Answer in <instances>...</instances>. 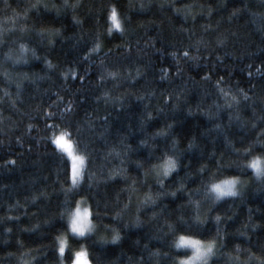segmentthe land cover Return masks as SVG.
Masks as SVG:
<instances>
[{
  "label": "trees",
  "instance_id": "trees-1",
  "mask_svg": "<svg viewBox=\"0 0 264 264\" xmlns=\"http://www.w3.org/2000/svg\"><path fill=\"white\" fill-rule=\"evenodd\" d=\"M33 4L37 7H31ZM67 4L76 7H65V0H0V264H36V261L72 264L74 254L80 249L90 264H180V259L190 256L191 251L176 248L175 242L181 235L204 242L213 240L216 221L212 217L217 215L222 221L221 229L225 230L220 236L228 247L221 249V240H216V255L207 264H259L255 258L249 260L233 248L237 244L250 247L255 257L261 256L245 240L250 237L255 242L264 229L261 218L264 175L255 179L249 166L253 157L264 158V144H254L255 150L249 152L244 149L249 147L248 141H264V132H261L264 123L257 121L255 130L251 123L252 108H256L255 115L260 117V107L264 104V88L259 80L264 76V63H261L264 32L260 30L264 23V0H67ZM141 4L148 7L140 9ZM169 4L179 11L168 7ZM103 5L116 7L121 24L119 30H111V35L110 9ZM209 7L213 9L211 17L200 19ZM233 9L238 11L233 14ZM253 13L257 15L253 17ZM183 15L188 19L182 24L178 16ZM125 17L131 22L126 24ZM193 17H197L195 23ZM208 23L213 25L203 35L208 48L214 49L217 33L227 32L232 35L226 41V48L209 51L204 50L203 44L191 49L166 46L177 42L181 28L195 30L191 40L189 33L182 34L183 45L192 44L201 38V26ZM55 29L60 30L59 35ZM94 36L99 37L100 51L92 52L89 60L84 57L87 48L79 49L85 42L92 47ZM21 44L25 45L23 50ZM119 46H124V50ZM109 49L125 59L107 64V71L116 72V76H107L105 72L107 80L100 82L96 61L103 58L101 52ZM186 50L199 59H185ZM171 53L177 55L174 57ZM225 53L229 55L217 64L216 57ZM16 57L20 59L13 63ZM177 60L182 74L176 72ZM90 66L93 70L87 71L88 78L79 80ZM138 72L143 74V79ZM205 72L212 75V82L224 77L221 87L231 95H207L210 82L204 79ZM22 73H27V77ZM17 83L21 85L19 90ZM237 88H243L248 94L251 107L245 109ZM85 93L87 98L81 101L79 96ZM163 96H168L170 102H163ZM232 96L241 103L238 105ZM69 104L78 112L79 137L75 128L68 127L61 119L44 121L43 113L54 112L59 116L61 110H65L66 119L70 118L68 113L72 109L66 108ZM147 113L152 118L143 130H138L141 118ZM161 130L162 135H152ZM245 137L247 140L240 143ZM58 138L65 149L55 143ZM78 138L80 144H77ZM142 139L147 140V145L138 147ZM127 145L137 150L129 152ZM69 148L85 156L84 174L76 185H73L66 155ZM53 150L68 160L67 177L58 178L64 183H53L63 167L50 159ZM149 151L154 158L146 160L144 169L137 170L129 162L130 159L145 160ZM90 156L97 157L91 166ZM169 157L176 161L177 167L165 177L162 166ZM185 164L191 168L185 169ZM201 166L205 167L203 181L183 183L185 195L189 189L200 187L198 195L193 197L199 201L198 209L189 205L185 211L198 217L204 234L182 230L177 225L178 217L185 215L176 211L175 206L182 203L179 192L175 197H157L159 188L155 187L157 179L162 178L165 192L176 191L179 185L171 183L170 178L177 172L180 176L189 171L196 173ZM105 176L121 181L115 186L117 192L125 189L119 208L112 207V200L116 198L112 193L108 201L111 211L107 212L95 207L89 194L79 191L80 184L93 189L98 183L103 185ZM231 177L245 179L248 184L239 194L213 201L211 185ZM149 184L153 186L151 191ZM41 187L50 202L47 205L38 195V203L30 200ZM65 190L70 193L69 206L58 208L57 198L65 199ZM81 197L88 206L92 227L84 236L90 239L70 234L69 228H62L60 223L56 224L58 231H51L44 224L51 217L58 218L61 212L63 223L68 224ZM152 201L158 206L153 208ZM249 216L259 228L251 229ZM241 224L249 229L247 237L233 238L237 229L245 230ZM117 234L118 239L113 240ZM62 239L65 245L64 252L60 253ZM154 251L169 253V256L166 260L150 256ZM229 257H239V262Z\"/></svg>",
  "mask_w": 264,
  "mask_h": 264
},
{
  "label": "snow or ice",
  "instance_id": "snow-or-ice-1",
  "mask_svg": "<svg viewBox=\"0 0 264 264\" xmlns=\"http://www.w3.org/2000/svg\"><path fill=\"white\" fill-rule=\"evenodd\" d=\"M31 7L35 8L37 7V5L33 4L31 5ZM45 7H47V5H45ZM65 7H76L75 4L73 5H68L67 4V0H65ZM94 7V5H93ZM103 7L105 8H109V15H108V19H111L114 22V25L117 29L121 28V24L120 22L117 20V11H116V7L112 6V5H103ZM140 9H144L146 7H148V5L145 4H141ZM161 7H164V5H161ZM168 7L173 8V6L171 4L168 5ZM186 7V6H185ZM202 8L204 7L203 5L201 6ZM244 8L247 9V4L244 5ZM174 11H179L178 9L173 8ZM238 10L237 9H233V14H235ZM137 14H142V13H137ZM213 14V9L211 7L208 8V12L207 14H202L199 18L200 19H204V18H210L211 15ZM257 14L253 13V17H255ZM232 17L230 16L229 19H231ZM178 19L180 20V22L183 24L187 21L188 17L187 15H183V16H178ZM197 17H193V22L195 23ZM73 20L76 21V17H73ZM77 23H79V21H76ZM130 18L129 17H125V23L128 24L130 23ZM213 28V25L211 23L205 24L201 26V38L193 41L192 44L185 46L183 45V33H189V39L191 40V36L195 34V30L192 29H184L181 28L179 30L181 36L180 38L177 40V42L175 44H169L166 45L168 47H177L178 49L180 47H186L188 49H191V47L195 46L197 48L200 47L201 44H203L204 46V50H218L220 48H226L227 47V39L229 38L230 33L227 32H223V33H217V36L215 37V45H214V49H209L208 48V44L204 42L203 40V35L207 34V30ZM23 30V29H22ZM260 30L262 32H264V23H262ZM56 32L57 35L60 34V30L59 29H55L54 30ZM109 35H111V29H109ZM157 42H159V37L157 38ZM92 47H88L87 42L84 43L83 47H81L79 49V51H83V48H87V51L84 52V57L88 58L90 60V54L94 51H100V44H99V37L94 36L93 40H92ZM21 49L23 50L25 48V45L21 44ZM120 50L123 51L124 50V46H119ZM172 56H176L177 53H171ZM228 53H225L224 56H217L216 57V61L217 64L222 63L223 59L228 56ZM33 56L35 57V53L33 52ZM101 56L103 57L102 59H98L96 61V64L98 65V67L95 69L96 71L100 72V76L98 77V81L100 82H106L107 80V76H112L115 77L116 76V72L114 71H107L106 65L109 63H119L121 62L123 59H125L124 57H122L119 52H117L116 54H113V51L111 49L107 50L106 53L101 52ZM112 58L111 60H109V58ZM183 57L185 59H199L198 56H193L190 55V51L186 50L183 54ZM5 58L8 59L9 56L6 53L5 54ZM38 59V57H36ZM20 59V57H16L13 60V63H16L18 60ZM260 59V58H258ZM45 63L48 65V67H51V64L49 61H45ZM261 63H264V59H261ZM179 60H177V64L175 65L176 67V72L177 74H182L181 73V69L179 68ZM93 70L91 68V66L85 70V74L84 75H80L79 76V80L84 81L86 80L87 77V71H91ZM226 71V69H225ZM105 72H107V76L105 75ZM214 74V73H213ZM5 75L7 76L8 73L7 71L5 72ZM20 75H23L25 78L27 77V73H22ZM138 76L141 77V79H143V74L141 73H137ZM204 79L208 80L210 82V91L208 93H206L207 95H212V94H216V95H220V94H224V95H231V93H224L223 87H221L222 84H224V77H220L217 80H215L214 82H212V75L209 74V72H205L204 73ZM249 79L251 80V77H249ZM260 80V84L261 87L264 88V76L259 77ZM186 83V82H185ZM20 83H17V89L19 90L20 88ZM255 85H250V88H254ZM183 89H181L182 91ZM238 95H241L243 97V106L245 107V109L251 107V105L249 104V99L250 97L248 96L247 93H245L243 88H237L236 89ZM105 95H107V93H105ZM87 98V93L85 94H81L79 96V99L81 101L86 100ZM58 99H63L62 97H58ZM97 100H99V97L96 98ZM232 100L236 101V103L239 105L241 103V101L237 100L236 96H232ZM162 101L163 102H170V98L168 96H163L162 97ZM52 103H55V101H52ZM167 107V104L165 105ZM173 107H175V105H173ZM67 109H72V105L69 104L66 106ZM220 106L217 105V109L219 110ZM162 111V110H161ZM260 111L262 113V115L260 117H257L255 115L256 113V108H252V129L255 130V128L258 126L257 121H259L260 123H264V104L261 105L260 107ZM218 113H212L211 115H217ZM44 115V121L46 122H50L54 119H61L62 122L66 123L68 127H73L75 128L77 135L79 137V128H78V122H77V115L78 112L75 109H72V111L70 113H68V116H70V118L66 119V113L65 110H61L59 116L56 115V113L54 112H45L43 113ZM151 113H147L146 117L141 118L140 120V128L138 130H143L144 125L147 123V120L151 119ZM229 118L231 119V114L229 113ZM54 126V125H53ZM29 128H32V125H28ZM169 128H171V125H168ZM217 127H219V125H217ZM241 127H244L243 125ZM45 131H47V123H45ZM261 132H264V129H261ZM147 135V133H145ZM163 131H157L156 133H153L152 135H162ZM260 133H257V135H259ZM103 135V134H101ZM126 136H122V139H126ZM17 140L19 141L20 138L17 137ZM247 140V137H245L244 139H242L240 141V143H244ZM55 143L61 148V149H65V144L61 143V140L58 138ZM67 143V142H65ZM81 140L78 138L77 139V144H80ZM249 147L245 148L244 151L245 152H249L250 149L255 150L254 144H264V141H256V142H252V141H248ZM147 145V140L146 139H142L139 141V146H146ZM175 145H173L174 147ZM191 145H189L190 147ZM152 147H155L154 145ZM85 149L87 150V145H85ZM126 150L129 152H135L137 149L133 148L132 145H127L126 146ZM234 151L239 152L238 149H234ZM68 156L71 157L72 159V164H71V176H72V182L73 185L77 184V177L78 176H82L84 174L83 172V165H84V161H85V156L80 155V156H73L71 151H68ZM96 156H90L89 157V166H91L92 161L94 159H96ZM154 158L153 157V153L151 151H149L148 157L145 158V160H141V159H137L135 161H132L131 159L129 160L130 163L134 164L137 170H142L144 169V163L146 162L147 159H151ZM50 159H53V162L56 163L58 166L62 165V170L59 171L57 173V180H54L53 183L56 182H60V183H64L63 181H59L58 178L60 175H63L65 177H67L68 175V160L67 159H63L59 154H57L55 152V150H53V154L52 157ZM261 156H256L253 157V159L249 162V166L253 169L256 170V174L258 176L260 175H264V167H262L261 165ZM12 163H15V161H12ZM235 163V162H233ZM240 165H237V167H239ZM152 167H155V165H153ZM177 167V163L176 161H173L171 157L168 158V161L165 163L164 165V176L167 177L168 173L171 169H174ZM183 167L185 169H190L191 165L190 164H185L183 165ZM205 172V167L201 166L196 173H192V172H187L186 175L184 176H180L179 172H177L175 174V177L170 178V182L171 183H176L179 185L178 189L176 191H173L171 193L165 192L163 189V185L165 184V180L162 178H158L156 181V188H159V191L156 192V196L160 197V196H177V192L180 193V196L178 197L179 199L182 200V203L179 205H176V211L178 212H185V215H181L180 217H178L177 220V225L182 229V230H188V231H193L196 230L199 232V234H204L201 230L202 228V222L199 221L198 217H194L190 214H188L185 210L189 205H195L196 208L198 209L199 207V201L194 200L193 197L197 196L198 193L200 192V187L199 185L196 188H191L188 190L187 194H184V181H187L189 183L192 184H196L197 180L203 181L204 177H203V173ZM127 177H124V181H126ZM237 177H231L229 179H226L224 181H221L219 183H214L211 185V189L210 190H214L215 193L217 194L216 198L219 199V197L221 196H226V195H235L236 193V182H237ZM89 183H91V181L89 180ZM118 183H121L120 180H113L110 176H105L104 177V183L103 185L101 184H97L95 189H93L92 187H87L84 184H80L79 185V191H83L87 194H89V197L91 199H93L95 207L97 208H101L103 211L107 212V211H111V209L109 208L108 205V201L110 199H112V193L116 194V198L114 200H112V207L113 208H119L120 207V196L123 195V192L125 191L124 188H121L119 190V192L116 191V185ZM135 183V181H134ZM142 184H146V181L141 180ZM149 190L151 191L153 189L152 185H147ZM46 187V185H45ZM74 194H78V193H74ZM37 195L40 197L41 201H44L45 204L47 205L48 203H50L47 200L46 197V193L44 191V188L41 187L40 189H38L37 193L32 195L30 197V200L32 203H38L37 201ZM70 195V193L68 191H64V196L65 199L60 200L59 197L57 198V207L58 208H64L69 206V200H68V196ZM130 198V197H129ZM81 199H83V197H81ZM26 203L29 202V199L26 198L25 200ZM173 203H175V201H173ZM226 203V201L224 202ZM125 207H127L128 205L125 204ZM152 206L153 208L157 207L158 205L156 204L155 201H152ZM165 213H167V208L164 209ZM213 211H215V209H213ZM260 211V210H257ZM249 212H251V209H249ZM87 209H85L84 213L81 214L79 211V208H77V211L75 213V215L71 218L70 220V227L73 231V233H77L79 234L82 238L84 239H90V237H85L83 234L85 233V231L91 232L92 231V227L90 226V222L87 220ZM117 215H119V213H117ZM153 216L156 215L155 212L152 213ZM96 218L99 219L100 215L99 213L96 214ZM261 218L264 219V212L261 213ZM63 212L60 213L59 217H51L48 220L44 221V224L47 225L49 227V229L51 231H58L59 229L56 228V224L60 223L62 228H67L69 225L63 223ZM212 219H214L216 221L215 224V236L214 239L209 241L206 246H201L202 245V241L199 239H194L192 236H185V235H181L179 237V243L177 246L179 245H191L192 248L194 249V251L192 252L191 256H187V257H182L180 259V264H193L194 261L196 260H201L202 264H207V261L209 259V257L211 256H215L216 255V251L215 250V245H216V240H221V244H220V248H226L228 247V244L224 242V240L221 238L220 233L222 231H225L223 229H221L220 225L222 223L220 217L214 216L212 217ZM229 220L232 219V217L228 218ZM138 222V221H137ZM136 223V222H134ZM223 223H227V221H223ZM249 224L251 225V229H257L259 228L258 225L254 224L251 222V216H249ZM171 225H169V228L171 229ZM241 227L244 228V231H240V229H237L236 231V235L233 238H237V237H247V233L249 231L248 227L244 224H241ZM6 232L10 231L9 229L5 230ZM209 233H211V229L208 230ZM113 240L118 239V234L114 235L112 237ZM245 243L250 245L251 247H255L257 248L260 252H261V256L260 257H255V254L251 251V248H245V247H241V245L237 244L234 246L233 251L234 252H238L241 255H247L249 260H252L253 258H255L256 260H258L259 264H264V229H261V235L257 238V240L255 242H253V240L248 237L245 240ZM59 252L63 253L64 252V242L61 241L60 242V247H59ZM223 254V253H222ZM150 256L152 255H156L158 256L161 260H166L169 256V253H163L160 254L159 252H152L149 253ZM75 257L77 258L74 261V264H90V262L88 261L87 257H86V253L84 251H77L75 253ZM83 257L84 259L81 261L80 258ZM71 258V257H69ZM230 259H234L237 262H239V257H229ZM36 264H40L39 261H36ZM244 264H247V262H244Z\"/></svg>",
  "mask_w": 264,
  "mask_h": 264
},
{
  "label": "rangeland",
  "instance_id": "rangeland-1",
  "mask_svg": "<svg viewBox=\"0 0 264 264\" xmlns=\"http://www.w3.org/2000/svg\"><path fill=\"white\" fill-rule=\"evenodd\" d=\"M111 30H119V29H117V28L115 27L114 22H113L112 20H111ZM71 147H72V146H71ZM68 151H71L72 154H73V156H79V155L75 152V150H74L73 148H69L68 150H66V155H67V157H68V159H69L70 166H71V164H72V159H71V157L68 156ZM261 165H262V167H264V158L261 159ZM162 169L164 170V165L162 166ZM162 169H161V170H162ZM250 169H251L252 174H253V177H254L255 179H257V178H259V177L262 176V175L258 176V175L256 174V170H255V169H253V168H251V167H250ZM163 170H162V171H163ZM71 177H72V176H71ZM79 179H80V176L77 177V181H78ZM220 182H221V181H220ZM217 183H219V182H217ZM247 184H248L247 180L242 179V178H238V179H237V182H236V185H235V187H236V193H235V195L241 193V192L244 190V188L246 187ZM210 189H211V187H210ZM210 192L212 193V195H211L212 197H211V198H212L213 201L220 200V199H222V198H224V197L232 196V195H226V196H221V197H219V199H217V198H216L217 194L215 193V191H214V190H210ZM80 200H81V201H79V202L77 203L76 207L73 209V211H72V213H71V216H70V220H71V218L75 215V213H76V211H77V208H79V211H80L81 214H83L84 211H85V209H87V213H88V215H87V220L90 222L88 206H87V204L84 202V199H80ZM90 223H91V222H90ZM68 225H69L68 228H69V233H70V234H72V235H74V236H79V237H81L79 234H77V233H73V231H72V229H71V227H70V221H69ZM90 226H91V224H90ZM87 233H88V231H85V233H84L83 235H85V234H87ZM62 237H65V236H62ZM61 241H63V242H64V245H65V240L62 239ZM178 243H179V239L175 242V247H176V248H185V249H189V250L191 251L190 256L192 255V252L194 251V249L192 248L191 245H179V246H177ZM207 243H208V242H204V241H202V245H201V246H202V247H203V246H206ZM79 251H83V250L80 249ZM209 258H210V257H209ZM76 259H77V258L75 257V254H74L72 264H74V261H75ZM83 259H84L83 257L80 258L81 261H82ZM200 263H202L201 260H196V261L193 262V264H200Z\"/></svg>",
  "mask_w": 264,
  "mask_h": 264
}]
</instances>
